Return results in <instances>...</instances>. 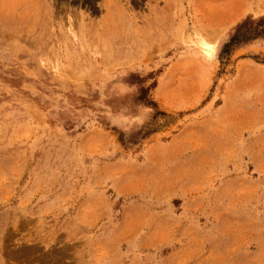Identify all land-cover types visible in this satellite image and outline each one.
I'll return each instance as SVG.
<instances>
[{
    "label": "rangeland",
    "instance_id": "rangeland-1",
    "mask_svg": "<svg viewBox=\"0 0 264 264\" xmlns=\"http://www.w3.org/2000/svg\"><path fill=\"white\" fill-rule=\"evenodd\" d=\"M247 17L0 0V264H264V35L218 55Z\"/></svg>",
    "mask_w": 264,
    "mask_h": 264
},
{
    "label": "trees",
    "instance_id": "trees-1",
    "mask_svg": "<svg viewBox=\"0 0 264 264\" xmlns=\"http://www.w3.org/2000/svg\"><path fill=\"white\" fill-rule=\"evenodd\" d=\"M263 22L264 18H260L258 22L253 25L249 17H247L241 24L238 25L236 31L231 35V37L222 44L218 54L219 58L229 55L233 47L251 41L259 36H263Z\"/></svg>",
    "mask_w": 264,
    "mask_h": 264
}]
</instances>
